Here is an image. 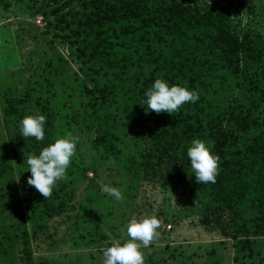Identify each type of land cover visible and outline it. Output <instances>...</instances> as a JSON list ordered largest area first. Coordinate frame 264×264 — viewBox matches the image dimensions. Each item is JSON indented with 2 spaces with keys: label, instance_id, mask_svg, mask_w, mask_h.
Masks as SVG:
<instances>
[{
  "label": "trees",
  "instance_id": "trees-1",
  "mask_svg": "<svg viewBox=\"0 0 264 264\" xmlns=\"http://www.w3.org/2000/svg\"><path fill=\"white\" fill-rule=\"evenodd\" d=\"M0 1L8 6L20 0ZM33 5L29 16L43 15L45 32L66 45L84 77L54 52L40 60L38 77L34 70L19 90L0 84V119L10 146L0 151V264H36L34 253L42 252L34 248L36 241L57 251L61 243L81 250L96 234L107 239L97 232L98 216L90 206L99 194L77 198L73 187L88 168L95 175L106 171L124 201L136 195L140 183H183L203 192L208 203L198 221L237 240L236 260L255 253L258 260L250 264H264V255L252 249L264 238V35L248 28L231 31L227 7L215 10L196 0H33ZM157 77L186 84L198 100L176 113H146L139 102ZM34 112L46 117L40 142L19 135L20 119ZM65 133L78 137L75 153L65 178L44 199L26 184L24 157ZM193 138L210 143L219 157L213 184H197L192 177L186 147ZM104 198L101 202H118ZM63 226L69 239H55Z\"/></svg>",
  "mask_w": 264,
  "mask_h": 264
},
{
  "label": "rangeland",
  "instance_id": "rangeland-1",
  "mask_svg": "<svg viewBox=\"0 0 264 264\" xmlns=\"http://www.w3.org/2000/svg\"><path fill=\"white\" fill-rule=\"evenodd\" d=\"M204 6H212L217 10L224 5L229 11V27L235 33L246 28L255 30L264 35V0H196ZM38 1L36 4H39ZM33 0L14 1L4 6L0 1V75L3 77L0 84L11 91L19 90L26 78L34 70L33 78L38 77L41 59L51 57L54 52L63 54L70 63L71 69L83 78L81 66L68 55L63 42L45 32V19L41 13H34ZM53 38L52 40H50ZM55 65V61H52ZM43 66V65H41ZM62 67V65H58ZM52 75V74H51ZM53 76V75H52ZM87 81V79H86ZM87 83L90 84L89 81ZM1 86V85H0ZM1 91V90H0ZM226 92H221L219 98ZM2 96L0 92V117ZM6 132L0 119V151L9 149ZM86 150L82 149L81 154ZM91 166V163L90 165ZM112 177L106 171H99L95 175L90 168L85 175L79 174L73 187L77 198L85 192L95 191L99 194L90 206L98 216L97 232L108 234L107 239L99 238L81 250H67L66 243H61V249L54 251L48 244L36 241L34 248L40 252L34 253L36 264H102L103 249L113 239H127L125 226L130 217L140 218L155 214L160 219L159 235L154 237L147 248L141 247L144 255V264H250L257 262V254L252 257L235 259L238 253L236 239L222 238L219 231L208 230L199 221L200 208L208 203V196L203 192L183 183L163 187L157 183H140L136 195L132 199L105 203L101 198L108 199L107 194L101 193L102 184L113 185ZM115 185V184H114ZM113 185V186H114ZM109 211V215H104ZM104 213V214H103ZM64 227L57 229L55 239H69L70 234ZM70 229V228H69ZM253 252L264 255V238L256 239L252 245ZM246 252V251H242ZM19 256V252H13Z\"/></svg>",
  "mask_w": 264,
  "mask_h": 264
},
{
  "label": "clouds",
  "instance_id": "clouds-1",
  "mask_svg": "<svg viewBox=\"0 0 264 264\" xmlns=\"http://www.w3.org/2000/svg\"><path fill=\"white\" fill-rule=\"evenodd\" d=\"M198 100V93L186 84H170L166 79L157 77L144 92V98L139 102L145 112L176 113L183 105ZM45 115L34 112L24 115L18 124L19 135L23 138L32 137L40 142L45 139ZM78 137L65 133L56 136L38 153L24 157L23 163L30 175L26 184L46 199L58 181L66 176L70 166ZM186 157L197 184H213L218 174L219 157L212 151L211 144L200 138H193L186 147ZM101 193L107 194L113 200L123 199L122 189L110 184H102ZM160 219L155 214L140 218L130 217L125 226L127 239H113L103 249L102 264H144L141 247L147 248L158 236Z\"/></svg>",
  "mask_w": 264,
  "mask_h": 264
}]
</instances>
